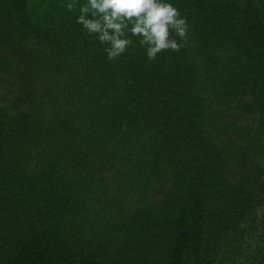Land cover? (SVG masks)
I'll return each mask as SVG.
<instances>
[{
    "label": "trees",
    "instance_id": "trees-1",
    "mask_svg": "<svg viewBox=\"0 0 264 264\" xmlns=\"http://www.w3.org/2000/svg\"><path fill=\"white\" fill-rule=\"evenodd\" d=\"M68 2L0 0V264H264V0L154 61Z\"/></svg>",
    "mask_w": 264,
    "mask_h": 264
},
{
    "label": "clouds",
    "instance_id": "clouds-1",
    "mask_svg": "<svg viewBox=\"0 0 264 264\" xmlns=\"http://www.w3.org/2000/svg\"><path fill=\"white\" fill-rule=\"evenodd\" d=\"M77 4L78 0H69L65 7L72 12ZM79 13L76 23L105 46L109 61L134 44L154 61L164 51L179 52L188 42L186 18L166 0H86Z\"/></svg>",
    "mask_w": 264,
    "mask_h": 264
},
{
    "label": "bare ground",
    "instance_id": "bare-ground-1",
    "mask_svg": "<svg viewBox=\"0 0 264 264\" xmlns=\"http://www.w3.org/2000/svg\"><path fill=\"white\" fill-rule=\"evenodd\" d=\"M37 3H35L34 4V6L36 5ZM43 4V3H42ZM32 6V5H31ZM45 6V4L43 5V7ZM47 7V6H46ZM28 8V7H27ZM44 9V8H43ZM48 9V8H47ZM47 9H45V10H47ZM49 12V11H48ZM19 14H20V12H19ZM45 14H46V12H45ZM56 14V13H55ZM17 14H15L14 16H16ZM13 16V17H14ZM18 16V15H17ZM34 17V16H33ZM15 18V17H14ZM24 18H25V16H24ZM23 18V16H22V19H24ZM16 19L18 20V18L16 17ZM20 19V18H19ZM21 19V21L23 22V20ZM27 19V18H26ZM18 22V21H17ZM40 22V21H39ZM18 24V23H17ZM21 24H23V23H21ZM23 30H24V27H23ZM28 29H26V31H27ZM21 31V30H20ZM22 33H23V31H21ZM14 35V34H13ZM17 36V35H16Z\"/></svg>",
    "mask_w": 264,
    "mask_h": 264
}]
</instances>
